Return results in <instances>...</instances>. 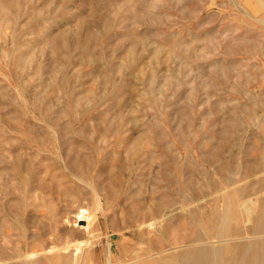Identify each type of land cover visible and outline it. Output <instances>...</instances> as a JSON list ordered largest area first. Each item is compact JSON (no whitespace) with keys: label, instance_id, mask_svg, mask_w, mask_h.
Masks as SVG:
<instances>
[{"label":"rangeland","instance_id":"obj_1","mask_svg":"<svg viewBox=\"0 0 264 264\" xmlns=\"http://www.w3.org/2000/svg\"><path fill=\"white\" fill-rule=\"evenodd\" d=\"M86 263L264 264V0H0V264Z\"/></svg>","mask_w":264,"mask_h":264},{"label":"bare ground","instance_id":"obj_2","mask_svg":"<svg viewBox=\"0 0 264 264\" xmlns=\"http://www.w3.org/2000/svg\"><path fill=\"white\" fill-rule=\"evenodd\" d=\"M250 212V211H249ZM251 213H252V211H251ZM248 215H250L249 213H248ZM77 218H78V220H88L89 219V216H88V213H87V211L86 210H84V209H82L78 214H77ZM89 223V222H88ZM87 223V226L89 225ZM86 224V223H85ZM87 240V239H86ZM89 243V240H87V241H79L77 244H74L73 246H74V248H73V251H72V256H73V258L72 259H75L76 260V262H77V258L79 257V255L85 250V249H88V247H87V245L86 244H88ZM90 244V243H89ZM90 246V245H89ZM51 249L52 248H55V247H50ZM51 249H49L50 251L49 252H51L52 250ZM53 250H55V249H53ZM56 251V250H55ZM54 251H52V253H53ZM245 254V253H244ZM28 256H26L27 257V259L29 258V259H32V258H36L37 257V255L36 254H27ZM83 257V256H82ZM87 258V257H86ZM78 261H80V260H78ZM83 261V260H82ZM243 262V261H242ZM254 262V261H253ZM83 263V262H82ZM241 263V262H240ZM86 264H89V263H86Z\"/></svg>","mask_w":264,"mask_h":264}]
</instances>
